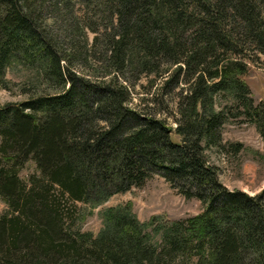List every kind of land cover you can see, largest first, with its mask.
<instances>
[{
  "label": "trees",
  "instance_id": "1",
  "mask_svg": "<svg viewBox=\"0 0 264 264\" xmlns=\"http://www.w3.org/2000/svg\"><path fill=\"white\" fill-rule=\"evenodd\" d=\"M262 56L264 0H0V90L14 67L44 87L0 105V264H264V189L228 190L206 154L232 119L264 140L243 80ZM156 176L203 213L143 223L128 203L82 231Z\"/></svg>",
  "mask_w": 264,
  "mask_h": 264
},
{
  "label": "rangeland",
  "instance_id": "2",
  "mask_svg": "<svg viewBox=\"0 0 264 264\" xmlns=\"http://www.w3.org/2000/svg\"><path fill=\"white\" fill-rule=\"evenodd\" d=\"M93 36L92 33L88 34L89 42H92ZM248 64L249 71L243 76V80L250 87L253 100L259 104L264 102V57ZM14 68L7 74L10 89L0 90L1 106L23 102L28 98L24 91H32L34 87L40 92L44 89L33 81V83L28 82L27 79L34 78V72L23 67ZM138 99L135 98L133 101V108L144 106ZM162 107L169 117V125L175 130L177 116L173 114V111H176L174 105L165 100ZM242 119H232L223 129V144L226 145L227 152H219L213 147L208 149L206 154L209 162L219 169L220 181L228 190H240L254 196L264 189V140L256 126L245 123ZM171 138L175 142L180 141L175 131ZM235 143L244 146L237 154L230 149V145ZM35 173H37L36 166L30 162L20 171V176L28 182L29 177ZM128 203L132 205L134 214L143 223L149 222L154 217H160L162 221L185 220L204 211V205L199 200L186 199L172 189L164 178L156 176L142 188H133L127 193L116 195L103 206L94 209L92 214L80 224L82 231L97 235L103 228L102 211L108 207ZM5 210L6 205L0 200V214Z\"/></svg>",
  "mask_w": 264,
  "mask_h": 264
}]
</instances>
